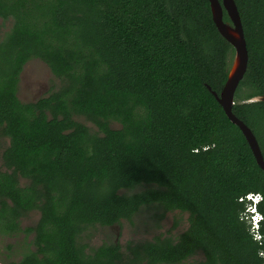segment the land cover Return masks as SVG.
<instances>
[{
    "label": "trees",
    "instance_id": "obj_1",
    "mask_svg": "<svg viewBox=\"0 0 264 264\" xmlns=\"http://www.w3.org/2000/svg\"><path fill=\"white\" fill-rule=\"evenodd\" d=\"M234 2L248 61L232 113L264 159V101H253L264 96V0ZM0 18L12 20L0 40V235L23 234L5 247L20 258L3 264H264V220L259 245L238 202L260 193L264 217V171L207 88L219 94L234 55L208 0H0ZM32 59L60 86L22 102ZM142 208L187 213V227L126 253L79 241Z\"/></svg>",
    "mask_w": 264,
    "mask_h": 264
},
{
    "label": "rangeland",
    "instance_id": "obj_2",
    "mask_svg": "<svg viewBox=\"0 0 264 264\" xmlns=\"http://www.w3.org/2000/svg\"><path fill=\"white\" fill-rule=\"evenodd\" d=\"M12 20H3L0 18V40L10 29ZM60 86L48 66L39 59L28 61L19 76L18 98L22 102L35 101L44 97L51 89H57ZM79 121L83 120L78 118ZM91 126L90 123H87ZM112 128H118L117 123H111ZM9 139L0 133V156L8 146ZM1 164V163H0ZM0 168L2 169L1 165ZM39 218L37 211H32L21 220V227L33 226ZM187 227V213L170 212L163 217H158V212L153 208H142L130 221H122L118 225L111 227L95 226L88 228L79 239L81 243L87 244L89 248H95L103 243H118L127 252L126 247L129 243H138L145 240H151L156 236L176 237ZM23 234L14 238H0V264L3 261L18 260L20 253L7 250V244L19 242ZM201 254L189 259L185 264H191L194 261L202 260Z\"/></svg>",
    "mask_w": 264,
    "mask_h": 264
},
{
    "label": "water",
    "instance_id": "obj_3",
    "mask_svg": "<svg viewBox=\"0 0 264 264\" xmlns=\"http://www.w3.org/2000/svg\"><path fill=\"white\" fill-rule=\"evenodd\" d=\"M208 2L212 21L215 24L218 33L232 45L234 55L228 69L227 78L219 94L212 91L209 87L207 88L215 97L230 122L240 129L257 165L264 171V159L253 132L243 121L238 119L232 113L234 92L246 70L248 61L247 49L237 7L234 0H208ZM223 9L228 15L229 23L222 20ZM258 100L264 101V96L253 99V101Z\"/></svg>",
    "mask_w": 264,
    "mask_h": 264
},
{
    "label": "built area",
    "instance_id": "obj_4",
    "mask_svg": "<svg viewBox=\"0 0 264 264\" xmlns=\"http://www.w3.org/2000/svg\"><path fill=\"white\" fill-rule=\"evenodd\" d=\"M263 201V196L260 193H247L244 196L238 198V202L244 204V212L242 218L247 222L249 226V233L253 240L259 245L262 243V234L260 232L261 223L263 221V215L259 211L258 207ZM259 256L264 258V251L259 252Z\"/></svg>",
    "mask_w": 264,
    "mask_h": 264
},
{
    "label": "flooded vegetation",
    "instance_id": "obj_5",
    "mask_svg": "<svg viewBox=\"0 0 264 264\" xmlns=\"http://www.w3.org/2000/svg\"><path fill=\"white\" fill-rule=\"evenodd\" d=\"M20 76V75H19ZM18 85H19V83H18ZM18 92V91H17ZM47 95V94H46ZM45 95V96H46ZM17 97H18V95H17ZM20 100V99H19ZM0 133H1V131H0ZM2 134V133H1ZM3 136H5V137H7L6 135H4V134H2ZM8 138V137H7ZM9 139V138H8ZM8 145H9V143H8ZM5 150V149H4ZM4 152V151H3ZM2 152V153H3ZM0 165H1V167H2V169L0 168V171H4V166H3V162H2V154H1V156H0ZM22 182H24V180H21V184H23ZM26 217V216H25ZM24 217H22L21 218V220L23 219ZM264 218V217H263ZM264 220V219H263ZM263 223V222H262ZM262 223H261V225H262ZM20 227H21V222H20ZM22 229H24V228H26V227H21ZM0 238H14L15 239V237H12V236H6V235H0Z\"/></svg>",
    "mask_w": 264,
    "mask_h": 264
},
{
    "label": "clouds",
    "instance_id": "obj_6",
    "mask_svg": "<svg viewBox=\"0 0 264 264\" xmlns=\"http://www.w3.org/2000/svg\"><path fill=\"white\" fill-rule=\"evenodd\" d=\"M264 219V218H263ZM263 222V221H262Z\"/></svg>",
    "mask_w": 264,
    "mask_h": 264
},
{
    "label": "bare ground",
    "instance_id": "obj_7",
    "mask_svg": "<svg viewBox=\"0 0 264 264\" xmlns=\"http://www.w3.org/2000/svg\"><path fill=\"white\" fill-rule=\"evenodd\" d=\"M235 36V35H234Z\"/></svg>",
    "mask_w": 264,
    "mask_h": 264
}]
</instances>
